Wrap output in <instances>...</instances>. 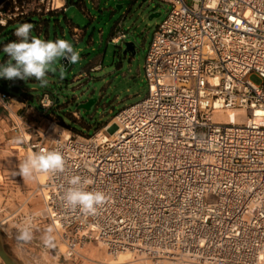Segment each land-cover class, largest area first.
<instances>
[{
	"label": "built area",
	"instance_id": "obj_1",
	"mask_svg": "<svg viewBox=\"0 0 264 264\" xmlns=\"http://www.w3.org/2000/svg\"><path fill=\"white\" fill-rule=\"evenodd\" d=\"M12 1L1 26L67 9L65 0ZM161 1L169 10L145 56L144 99L92 135L13 123L32 153L58 150L66 161L64 172L44 173L43 217L64 257L97 243L131 255L129 264H264V0ZM116 32L111 42L127 38L122 22ZM38 104L50 114L54 95ZM224 111L240 121L218 119ZM73 176L106 194L95 214L64 206Z\"/></svg>",
	"mask_w": 264,
	"mask_h": 264
},
{
	"label": "rangeland",
	"instance_id": "obj_2",
	"mask_svg": "<svg viewBox=\"0 0 264 264\" xmlns=\"http://www.w3.org/2000/svg\"><path fill=\"white\" fill-rule=\"evenodd\" d=\"M78 1L71 0L64 13L50 19L48 32L44 30L39 34L36 30L37 24L31 23L33 25L31 34L44 40L55 41L58 38L68 40L76 51L85 47V58L84 53L78 51L79 62L70 63L67 69L63 67L61 59L55 65L56 71L47 74L49 83L46 87H41L34 78L17 83L18 90L10 85L6 86V91L18 101L22 100L19 99L20 96L26 95L28 98L33 97L30 101L36 103L37 96L44 91L54 95L55 101L58 99L56 106L51 110L55 115L46 116L45 124L41 127V130H46L53 125L50 133L54 135L60 133L66 135L65 130L73 134L92 135L106 123H113L114 115L120 109L147 96L145 56L156 26L169 10V5L161 0H98L99 8L92 3V0H83L86 2L90 16L94 18L91 20L78 6ZM154 13H160V16L150 19ZM65 16L88 29L85 43H75L64 19ZM34 19L38 20L37 17ZM120 19H123V29L127 33V38L116 44L108 39L113 26ZM19 26V22L11 23L6 28V33L0 37V45L5 46L10 32ZM126 42L134 43L135 54L123 53ZM96 57H100L102 69L90 71L88 66ZM8 59L3 50H0V63L3 64ZM84 67L88 74L85 79L74 80ZM61 72H63L62 77ZM247 77L257 85L263 82L256 72L250 73ZM89 99H95L96 102L88 112L78 108L81 102ZM12 103L16 107H13L10 116L6 114L7 132L14 135L7 136V132H0V230L7 251L23 264H129L131 255L122 254L118 258L112 257L101 244L97 243L88 244L80 249L79 252L84 256L64 257L61 254L66 247L60 233L52 222L43 217L46 205L42 190L44 183L40 184V180L44 177L46 181V175L38 174L33 180H25L18 175L19 164L32 151L21 144L18 131L13 130V123H19V117H26L28 114L21 113L23 108H20L17 117L15 110L21 104ZM78 110L83 123L71 115ZM231 113L233 120L229 121H240L241 117L234 112H224L218 116V119L224 120L221 117ZM31 119L37 120L32 116ZM113 130L114 124L110 132ZM29 219L32 239L23 242L17 239L18 229ZM50 226L54 229L53 247L45 246L42 240L46 229ZM0 264H5L1 258ZM163 264L180 263L165 261Z\"/></svg>",
	"mask_w": 264,
	"mask_h": 264
},
{
	"label": "clouds",
	"instance_id": "obj_3",
	"mask_svg": "<svg viewBox=\"0 0 264 264\" xmlns=\"http://www.w3.org/2000/svg\"><path fill=\"white\" fill-rule=\"evenodd\" d=\"M32 29L31 23H23L14 33L18 40L9 42L3 47V53L9 59L0 64V78L24 81L34 78L41 87H46L49 83L46 76L56 71L55 65L61 59L76 64L80 60V53L68 40L60 38L55 41L44 40L32 35ZM62 76L63 72H61ZM65 164V158L60 151L42 149L26 156L19 164L18 175L25 180H33L40 173H62ZM68 183L70 186L62 197L66 208L79 209L84 214H95L107 200L104 192L87 190V185L92 183L90 180L73 176ZM53 231L51 226L48 227L42 237L47 247L54 246ZM17 239L23 242L32 239L30 219L18 229Z\"/></svg>",
	"mask_w": 264,
	"mask_h": 264
},
{
	"label": "crops",
	"instance_id": "obj_4",
	"mask_svg": "<svg viewBox=\"0 0 264 264\" xmlns=\"http://www.w3.org/2000/svg\"><path fill=\"white\" fill-rule=\"evenodd\" d=\"M65 2H66V0H65ZM92 3L96 6V7H98L99 8V3H98V0H92ZM77 4H78V6L81 8V10L89 17V18H91V20H94V18L93 17H91L90 16V13L88 12V10L86 9V2L85 1H83V0H79L78 2H77ZM68 5H69V3H68ZM68 5H67V7H68ZM66 7V8H67ZM59 14H61V12H59V13H57V14H52V15H47V16H44V17H41V18H43V20H41L40 21V23L36 26V30H37V32L39 33V34H41L42 33V31H44V30H47V32H48V30H49V28H50V19L52 18V17H57ZM48 18V20H46L45 21V18ZM64 19H65V21H66V23H67V26H68V28H69V31H70V34H71V37L73 38V40L75 41V43L76 44H79V43H85V35H86V33H87V28H85V27H82L80 24H78V23H75L74 21H73V19H69V18H67L66 16L64 17ZM119 22H122V24H123V19H120L119 21H117L116 23H115V25L113 26V28H112V30H111V33H110V35H109V41H111V38L114 36V35H116V31H117V24L119 23ZM124 30V29H123ZM125 31V30H124ZM90 43V42H89ZM79 52H83L84 53V55H83V57L85 58V47H82V48H79V50H78ZM98 64H101L102 65V63H101V60H100V57H96V58H94L91 62H90V64H89V66H88V69L90 70V71H93L92 69L96 66V65H98ZM86 75H88L87 74V72L85 71V67H84V69L82 70V72L79 74V75H77V76H75V78H74V80H77V79H79V80H83V79H85V76ZM42 94V93H41ZM40 94V95H41ZM40 95H38L37 96V98H36V103H34V102H31L30 101V99H32L33 100V97L31 98H28V97H24L22 100H20V101H18V100H16L15 98H11L10 97V99L7 101V102H2L1 100H0V132H3V133H5V132H7V126H8V122H7V115H11L12 114V111H13V107H16V105H14V103H12V102H17V103H19V104H21V106L20 107H18L16 110H15V115L18 117V115H17V111L20 109V108H23L22 109V111H21V113H24V112H26L27 114H28V116H26V117H19V120H23V122H22V124H21V128L23 129V128H25L27 125H37L38 126V128H40L41 129V127L45 124V121H46V116H52V115H55L54 113H50V114H48V115H46V116H44V115H42V113H41V111H40V107H39V104H38V98H39V96ZM56 102H58V99L56 100ZM26 113H24V114H26ZM7 114V115H6ZM72 115V114H71ZM31 116L32 117H34V118H36L37 120L36 121H34L33 119H31ZM75 119H77L79 122H82L83 123V121H82V119H78V118H76L74 115H72ZM11 135H14L13 133H11V132H7V136H11ZM9 141H12V139H9Z\"/></svg>",
	"mask_w": 264,
	"mask_h": 264
},
{
	"label": "trees",
	"instance_id": "obj_5",
	"mask_svg": "<svg viewBox=\"0 0 264 264\" xmlns=\"http://www.w3.org/2000/svg\"><path fill=\"white\" fill-rule=\"evenodd\" d=\"M70 2H71V0H66V6H67L68 3H70ZM14 6H15V5H14V3H13L12 0H0V10H3V11H7L8 9L14 10ZM59 12L64 13L65 11H63V10H54V11H49L48 13H43V14H40V15H35V16L30 17V18H33V19H34L35 17H37L38 20L36 21L35 24L38 25V24L40 23V21L43 20V18H41V17L47 16V15H52V14H57V13H59ZM26 19H29V18H26ZM26 19H25V20H26ZM46 20H48L47 17L45 18V21H46ZM21 21H22V20H18V21H10V22L7 24V26H1V25H0V37L3 36V35L6 33L5 30H6L7 27H9V25H10L11 23H17V22H19V24L22 25V24H21ZM15 31H16V29H14V30H12V31L10 32V37H9V40L7 41V43L18 40V38L14 35ZM7 43H5V44H7ZM3 47H4L3 44L0 45V50H3ZM0 64H2V63H0ZM21 81H23V80H19V79H15V80H7V79H4V78H0V92L6 93V94L9 95L10 97H14V96L10 95V94L6 91V86H7V85H10V86H12L14 89L18 90V87H16V86H17L16 84H17V83H21ZM24 97H26V95H22V96H20L19 99H23ZM14 98H16V97H14Z\"/></svg>",
	"mask_w": 264,
	"mask_h": 264
},
{
	"label": "water",
	"instance_id": "obj_6",
	"mask_svg": "<svg viewBox=\"0 0 264 264\" xmlns=\"http://www.w3.org/2000/svg\"><path fill=\"white\" fill-rule=\"evenodd\" d=\"M160 16V13H154L150 16V19L154 18V17H159ZM37 20L33 19V18H29V19H26V20H22L21 21V24L23 23H36ZM124 54H128V53H131V54H135V45L133 42H126L125 43V49L123 51ZM62 64H63V67L65 69H67L70 65V63L67 61V60H63L62 59ZM96 102L95 99H89L88 101H84V102H81L79 105H78V108L79 109H84L86 110L87 112L89 111V109L91 108V106ZM0 258L2 259V261L5 263V264H23L22 262L18 261L17 259H15L8 251L7 249L5 248L4 246V243H3V240H2V236H1V230H0Z\"/></svg>",
	"mask_w": 264,
	"mask_h": 264
},
{
	"label": "bare ground",
	"instance_id": "obj_7",
	"mask_svg": "<svg viewBox=\"0 0 264 264\" xmlns=\"http://www.w3.org/2000/svg\"><path fill=\"white\" fill-rule=\"evenodd\" d=\"M61 2L63 1V0H60ZM224 112H234V113H236L235 111H224ZM224 112H219V115H221L222 113H224ZM236 115H237V113H236ZM221 118H224V120H233V113H231V114H228V115H226V116H224V117H221ZM235 122V121H234ZM236 122H238V121H236ZM65 132H67L66 133V135H68L69 134V132L67 131V130H65ZM42 176H44L45 174L44 173H40ZM45 184V178L44 177H42V179L40 180V184ZM119 257V256H118Z\"/></svg>",
	"mask_w": 264,
	"mask_h": 264
}]
</instances>
